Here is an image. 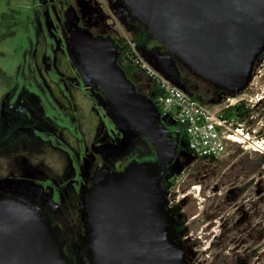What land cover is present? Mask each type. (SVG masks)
Masks as SVG:
<instances>
[{
  "label": "water",
  "instance_id": "1",
  "mask_svg": "<svg viewBox=\"0 0 264 264\" xmlns=\"http://www.w3.org/2000/svg\"><path fill=\"white\" fill-rule=\"evenodd\" d=\"M156 38L157 66L179 77L176 58L226 93L250 82L264 51V0H125ZM70 44L85 77L101 90L118 124L153 146L155 158L93 174L86 193L83 251L87 264H188L171 237L174 217L161 180L180 144L179 131L161 119L155 101L136 89L118 64V46L66 17ZM58 227L32 201L0 194V264H68Z\"/></svg>",
  "mask_w": 264,
  "mask_h": 264
},
{
  "label": "rangeland",
  "instance_id": "2",
  "mask_svg": "<svg viewBox=\"0 0 264 264\" xmlns=\"http://www.w3.org/2000/svg\"><path fill=\"white\" fill-rule=\"evenodd\" d=\"M94 1L98 4L99 11L104 16V25L107 31L116 40L125 44L126 53H133L132 48L127 43L129 39L134 42L135 50L148 64L174 82V79L169 77L160 66L155 64V58L148 52L147 47L156 42V38L148 31L149 40L146 42V45L144 42L134 40V36L138 29L142 27V23L137 18L135 21L128 19V15L135 16L127 9V3L122 1L121 4L124 6V10L129 12L128 15L123 11L116 10L112 4V0ZM52 19L50 17L51 21ZM45 20L42 0H0V134L5 129V115L8 108L15 103L16 106L20 107L17 104L18 98H31L32 93L40 97L41 107L44 108L46 116L51 117L54 123H66L67 117L60 115L64 110L61 111L54 104H51L52 100L49 99L48 87L51 86L56 90L58 86L60 91L65 95H67L68 90L64 87L62 80L57 77L56 69L49 66L44 68L49 80L56 82L53 83L45 82L36 67L35 60L38 55L37 43L39 40L41 43L46 42L49 50H47V54L50 57L52 54L49 45H57V41L63 42V37L59 34V30H52L51 34H48L49 31L47 30V26H45ZM40 33L44 37L39 38ZM62 48L68 60L67 67L60 62L58 63L59 70L64 71L65 74L72 75V87H70L73 95L71 101L73 104L76 103L72 110L65 108V111L72 113L75 123L74 128L77 121L80 123V132L72 128L73 130H70L64 136L72 143L73 149H68L64 143L59 141L56 142V149L50 148L48 144H41L38 147V153L32 154L27 162L23 158L22 151L24 148L22 145H20L19 151L17 149L13 155L7 154L6 151V153L0 151V194L12 195L27 201L39 203L45 193L48 196L49 204L53 208L52 211L54 213L58 210L60 198L71 197L85 212L89 170L93 167H98L100 161L98 160L99 163L98 161L93 162L92 159L95 158L94 151L102 147L99 144L94 146L91 144L96 135H98L94 130L93 123L100 119V122L105 125L109 134L112 136L114 134L116 137H119V140L122 138L121 132H127L128 128L134 133L136 131L129 125L128 127H122V124H118L115 117L110 114V110L107 111V116L105 115L97 99L93 96L91 89L87 87L86 82L88 79L80 68L74 52L70 56L63 43ZM175 58L176 62L185 70L187 79L191 86L194 87L195 93L201 99L207 101L205 104L208 107L217 109L227 104L229 98L231 101L233 98L240 99L244 97V102L250 100L251 103H254L253 107L248 108L249 118L245 121V126L249 125L251 128L259 129L261 136L264 138V51L254 62L250 82L246 88L238 93L222 92L220 87L191 72L190 68L180 58ZM120 63L126 74H128V77L134 79L138 87L142 88L145 94L151 96L152 90L148 85L149 79L143 72L131 65L126 59ZM40 65L43 68L42 63ZM130 65L135 67L134 71L131 70L132 67ZM174 83L185 91L181 85L176 82ZM217 93H219V101H215ZM245 109L247 110V108ZM232 118H234V121L241 122L235 116H232ZM161 119L168 126L182 127L169 114H162ZM43 121L46 122V120ZM43 123L33 132L37 138L47 139V137H50L52 139L54 136L53 125ZM69 127L71 129L72 126L70 125ZM12 143L10 142V145ZM180 143L182 146L184 145L183 140ZM84 144L86 147H84ZM13 147L17 146L14 145L9 148ZM65 152L68 154L66 155ZM68 160L70 166L67 165ZM14 161L15 163L16 161L19 162L20 166L22 165V169H16ZM25 163H29L30 166H26ZM33 166H35V170ZM39 167L40 171L36 170ZM166 173L171 175V177L168 178L170 183H167V186L164 188L168 192H172L171 199L173 201L175 199L174 202L179 203L185 213V219L189 222V231L197 230L198 235L203 234V231L208 226L206 223L210 220L208 216L210 213L216 214V217L212 219V223L216 224V226L211 232V234L216 235L209 242L210 246L206 249V254L204 252V254H198L194 257L191 264H231L234 258L230 257L227 251L231 250L228 247L232 244L229 242V238L233 229L231 228V223L222 225L224 217H220L223 210L221 208H223L222 203H226L223 194L232 185L230 183L232 178L238 176L237 181L242 182L248 178V175L240 177L241 173H249V175L254 173L255 181L259 179L261 182L260 188L264 204V155L251 149L245 150L237 143L230 144L227 151L219 158L197 157L189 152V150L183 149L178 152L173 163L167 167ZM46 175L57 177L61 181H65L64 179H66V187L62 183L53 182ZM163 179L161 180L162 187ZM2 188L5 189L4 193H2ZM48 188L51 189V192H49ZM31 197L32 199H30ZM41 210L42 212L46 211L44 207H41ZM67 211L65 210L63 213L66 214ZM53 212L48 211V213H45L54 217L55 214ZM198 213L199 215L195 217L196 219H192ZM228 216L225 215V217ZM49 219L51 220V218ZM67 219L71 221L69 218ZM214 219L216 221H213ZM59 230L61 232V229ZM70 231L66 228L64 229L66 238L64 253L69 259L68 264H87L81 235L80 238L72 240L68 238V236L70 237V233H72ZM254 264H256V261H254Z\"/></svg>",
  "mask_w": 264,
  "mask_h": 264
},
{
  "label": "flooded vegetation",
  "instance_id": "3",
  "mask_svg": "<svg viewBox=\"0 0 264 264\" xmlns=\"http://www.w3.org/2000/svg\"><path fill=\"white\" fill-rule=\"evenodd\" d=\"M122 1L125 0H112V4L114 8H116V10L123 11L128 15L129 12H127V10H124V6H122L121 4ZM42 5L46 17L45 26H47V30L49 31L48 34H51L52 30H59V34L63 37V42L57 41V45H49V49L51 48L52 54L50 57V55L47 54L49 50L46 46V42L44 41V43H41L39 40L37 43L38 55L35 60L36 67L38 68L40 76L45 82H53V80H49L48 74L44 68L49 66L57 70V77L62 80V82L64 83V87L68 90L67 95L60 91L58 86L56 87V90L49 86V99L52 100L51 104H54V106L61 111H65V108H69L72 110L73 106L76 105V103L73 104V102L71 101L73 95L71 90L72 75L65 74L64 71L59 70L58 65V63L60 62L61 64H64L65 67H67L68 58L67 55L63 52L62 43L67 48L68 54L70 56H72L73 54L68 30L65 25L66 17H72L80 27L90 30L93 35L108 36L113 39L114 42L115 38L107 31L104 25V16L99 11L98 4L95 3L94 0H42ZM50 17H52L55 22L53 19L51 21ZM128 19H133L134 21L137 20L136 17L130 15H128ZM41 37L44 36L40 33L39 38ZM156 43L157 42H154L153 44H151V46L148 47L149 53V50L154 45H156ZM40 63H42L43 68H41L42 66L40 65ZM131 80L135 84L136 89L139 92L144 93L142 91V88L140 89L138 87L136 81L134 79ZM86 83L87 87L91 89L93 96H95L100 107L107 116L106 108L109 107V104L106 102V97L103 95L101 90L94 85V83L90 82L89 80H87ZM148 85L151 86L153 84L149 82ZM17 104L20 107L16 106L15 103L13 106L9 107L6 112L5 129L3 130V132H1L2 134H0V151H6L7 154L13 155V153H15L17 149L19 151V147L20 145H22L24 148V150L22 151L24 156L23 158L27 162L29 161L28 158L31 157L32 154L38 153V147L41 144H48L50 148L56 149V142L59 141L64 143L68 149H73L72 143H70L64 137L67 132H70V130L73 129L80 132V123H78V121L76 123V127L74 128L75 123L72 113L63 111L62 113H60V115L67 117V119L65 118L66 123H54L51 120V117L45 115L44 108L41 107V99L35 93H32L31 98H18ZM43 120H46V122H44ZM100 121L101 120L99 119L95 121V123H93L94 130L98 135H96L94 141L91 143L92 146L96 144L102 145V147L97 148L94 151L95 158L92 159L93 162L99 160L100 163L98 161V167H93L89 170L88 187L92 184V177L94 172L101 166L108 167L110 169V172H117L122 170L130 161L134 159L153 160V158L147 157V153H144L143 149L149 151L148 153H151L153 151L155 156L153 146L143 135L137 132L134 133L128 128L127 132H121L122 138L119 140V137H116L114 134L113 136L110 135L108 130L105 128V125ZM43 122L51 126L53 125L52 127L54 136L52 139L50 137H47V139L37 138L35 133L33 132L34 130L38 129L40 124ZM70 125L72 126L71 129L69 127ZM169 127L171 131H173L174 127ZM10 142H13L12 145H10ZM14 145H16L17 147L9 148L10 146ZM84 147H86L85 144ZM65 153L66 155L68 154L67 152ZM15 164L16 169H22V165L20 166L19 162L16 161ZM25 165L30 166L29 163H25ZM67 165L70 166L69 160L67 161ZM33 169L35 170V166H33ZM36 170L40 171V167ZM243 175H248V178H246V180L242 182L237 181L238 176L232 178L230 181L232 185L228 187L223 194L226 203H222L223 208H221L223 210L220 214V217H224V220H222V225L231 223V228L233 229L231 231L232 234L229 238V242H231L232 244L228 247L231 250H225L229 253L230 257L232 256L235 260H232L231 264H254V261H256V264H263L264 204L263 194L260 188L261 182L259 179L255 181L254 173H251V175H249V173H241L240 177H243ZM46 176L53 182L62 183V185L66 187V179H64L65 181H61L57 177L48 175ZM48 189L49 192H51V189ZM4 190L5 189L2 188V193H4ZM167 193L168 191L166 189V194ZM169 193H171L172 195V192ZM30 199H32V197ZM174 201L173 199H171V202L167 203L168 211L174 217L171 237L181 244L185 252L186 260L188 264H191L195 256H197L198 254H206V249L210 246L209 242H211L213 240V237L216 235L211 234V232L214 230V227L216 226V224L212 223V219L216 217V214L210 213V215L208 216L210 220L208 223H206V225H208L207 228L203 231V234L198 235L197 230L192 232L189 231V222L185 219V213L181 209L179 203H176ZM37 204L40 207H44V209L46 210L44 212H53V208L49 204L48 196L45 193L43 194L41 201ZM58 205L59 207L56 213L53 212L55 216L53 217L48 214V217L51 218L52 223L56 227H58V229H61L60 235L62 233L61 238L63 240V249L65 250L66 238L64 229L66 228L67 230H71L70 232H72L70 233V237L68 236V238H71L72 240H76L78 237L80 238L85 221V212L83 208H80L76 204L75 200L71 197H64L62 199L60 198V203ZM173 205L176 206L173 207ZM65 210H68L66 214L63 213L65 212ZM198 215L199 213L195 214L192 219H196L195 217H197ZM225 215L229 216L225 217ZM67 218H69L71 221H69ZM213 221H216V219H214ZM205 242H207V244L204 245ZM200 248L202 249L200 250Z\"/></svg>",
  "mask_w": 264,
  "mask_h": 264
},
{
  "label": "built area",
  "instance_id": "4",
  "mask_svg": "<svg viewBox=\"0 0 264 264\" xmlns=\"http://www.w3.org/2000/svg\"><path fill=\"white\" fill-rule=\"evenodd\" d=\"M133 53H126V59L131 65L143 72L160 93L155 99L160 115L169 114L181 124L185 130L186 143L189 151L202 158H219L227 151L232 143L239 144L243 149H251L264 155V138L259 129L245 126V121H234L232 117L223 114L225 108L235 103L229 102L219 108H210L188 92L178 87L166 76L154 69L135 50L134 42L127 40ZM245 108L255 104L250 100L244 102ZM168 203L171 202V193H167Z\"/></svg>",
  "mask_w": 264,
  "mask_h": 264
},
{
  "label": "trees",
  "instance_id": "5",
  "mask_svg": "<svg viewBox=\"0 0 264 264\" xmlns=\"http://www.w3.org/2000/svg\"><path fill=\"white\" fill-rule=\"evenodd\" d=\"M137 31V30H136ZM135 31V32H136ZM134 40L135 41H139V42H144L145 45H146V42L149 40V32L147 29H145L144 26L140 27L138 29V31L136 32L135 36H134ZM115 42L118 46V51H119V55H118V64L122 67V64L120 63L122 60L126 59V46L125 44L121 43L119 40H116L115 39ZM148 48V47H147ZM178 64V63H177ZM131 66V65H130ZM128 67V66H127ZM132 67V66H131ZM178 67H179V70H180V75L179 77L177 78H174V82L178 83L179 85H181L186 92H188L192 97L198 99L201 103H203L204 105H206L205 103L207 101L201 99L196 93H195V89L193 86H191L189 80L187 79V75H186V72L185 70L178 64ZM132 71L135 70V67H132L131 69ZM128 75V74H127ZM130 78V77H129ZM131 79V78H130ZM150 86V85H149ZM151 90H152V95L151 96H148L150 97L153 101H155L156 97L158 96V94L160 93V90L155 86V85H151L150 86ZM222 92H225L224 90H221ZM216 100L215 101H219V93H217V96H216ZM207 106V105H206ZM223 114L227 117H232V116H235L237 119L239 120H248L247 118H249V113H248V108L247 110L245 109L244 107V104L242 101H238L237 103H235L234 105L228 107V108H225L224 111H223ZM176 128L178 131H179V139H180V142L181 140L184 141V145L182 146L181 143L179 144V147H178V152L183 150V149H186V150H189L187 148V143H186V134H185V130L182 127H174ZM143 152L147 153V157H151V158H155L154 156V152L152 151L151 153H148L149 151H146L143 149ZM190 152V151H189ZM171 177V175H169L168 173H166L164 175V179H163V187L167 186V183H170V181L168 180V178ZM176 205H173V207H175Z\"/></svg>",
  "mask_w": 264,
  "mask_h": 264
},
{
  "label": "bare ground",
  "instance_id": "6",
  "mask_svg": "<svg viewBox=\"0 0 264 264\" xmlns=\"http://www.w3.org/2000/svg\"><path fill=\"white\" fill-rule=\"evenodd\" d=\"M241 100V98L240 99H238V98H233L232 100H231V102L232 103H237L238 101H240Z\"/></svg>",
  "mask_w": 264,
  "mask_h": 264
}]
</instances>
